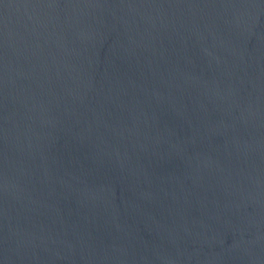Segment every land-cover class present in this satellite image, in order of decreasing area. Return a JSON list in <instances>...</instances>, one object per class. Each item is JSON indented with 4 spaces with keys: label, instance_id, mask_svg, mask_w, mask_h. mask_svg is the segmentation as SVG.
Here are the masks:
<instances>
[{
    "label": "water",
    "instance_id": "obj_1",
    "mask_svg": "<svg viewBox=\"0 0 264 264\" xmlns=\"http://www.w3.org/2000/svg\"><path fill=\"white\" fill-rule=\"evenodd\" d=\"M0 264H264V0H0Z\"/></svg>",
    "mask_w": 264,
    "mask_h": 264
}]
</instances>
